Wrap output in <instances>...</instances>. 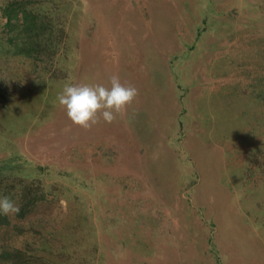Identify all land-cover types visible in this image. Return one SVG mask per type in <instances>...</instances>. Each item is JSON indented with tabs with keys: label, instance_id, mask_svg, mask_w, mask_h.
I'll use <instances>...</instances> for the list:
<instances>
[{
	"label": "rangeland",
	"instance_id": "rangeland-1",
	"mask_svg": "<svg viewBox=\"0 0 264 264\" xmlns=\"http://www.w3.org/2000/svg\"><path fill=\"white\" fill-rule=\"evenodd\" d=\"M113 74L132 104L74 124L62 86ZM4 187L0 264H264V0H0Z\"/></svg>",
	"mask_w": 264,
	"mask_h": 264
},
{
	"label": "clouds",
	"instance_id": "clouds-1",
	"mask_svg": "<svg viewBox=\"0 0 264 264\" xmlns=\"http://www.w3.org/2000/svg\"><path fill=\"white\" fill-rule=\"evenodd\" d=\"M138 89L123 83L119 74H113L106 84L90 82H66L57 94L58 103L63 106L67 117L84 128H90L101 119L111 123L132 104ZM19 204L8 196H0V215L16 214Z\"/></svg>",
	"mask_w": 264,
	"mask_h": 264
},
{
	"label": "trees",
	"instance_id": "trees-1",
	"mask_svg": "<svg viewBox=\"0 0 264 264\" xmlns=\"http://www.w3.org/2000/svg\"><path fill=\"white\" fill-rule=\"evenodd\" d=\"M29 4L28 1H24L22 3L23 6H26ZM20 4V3H19ZM18 3H13L12 1L9 2L4 6V13L6 14L8 20L7 22L11 23L12 19L16 17V19L20 22L19 26V31H16V34L14 35L15 38L18 39V47H20L19 53L22 51L26 55L32 57L33 52L38 53L42 50L44 47L41 43V38L43 34L40 32L42 29L40 26H43L42 22H38L37 16L33 14L31 11L26 10L23 8V6ZM24 11L23 15L19 17V12ZM8 23V24H9ZM12 35L9 37V42L13 43V40H15ZM18 51V50H17ZM0 192L4 196H8L10 198H13L12 194L10 191L4 187L0 188ZM18 200H19V206H20V211L17 213L18 215L20 214L23 216L26 214V212L30 211L27 208L30 207L31 205V199L32 197L31 192L28 191L27 189L24 190V193H18L17 195ZM25 216V215H24ZM8 222V216L7 215H0V226L3 225L4 223Z\"/></svg>",
	"mask_w": 264,
	"mask_h": 264
}]
</instances>
